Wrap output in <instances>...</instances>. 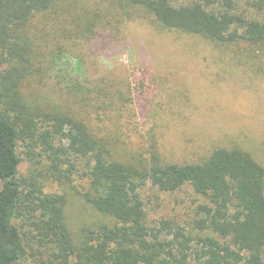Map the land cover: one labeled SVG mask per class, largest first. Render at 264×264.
I'll return each instance as SVG.
<instances>
[{
	"label": "trees",
	"instance_id": "obj_1",
	"mask_svg": "<svg viewBox=\"0 0 264 264\" xmlns=\"http://www.w3.org/2000/svg\"><path fill=\"white\" fill-rule=\"evenodd\" d=\"M72 1L0 0V264H20L37 250L49 258L45 264H264V167L249 153L219 148L200 163L183 165L161 162L156 154L150 165L122 162L82 117L46 110L25 95L30 85L59 75L55 66L67 57L63 48L71 37L109 25L99 14L97 21L85 15L69 23ZM116 1L122 12L143 10L164 29L264 51V22L250 18L236 0ZM52 10L54 29L41 39L56 50L44 67L32 49L39 41L35 22ZM39 148L38 157L48 162L44 182L54 180L61 165L75 171L76 160H88L82 197L100 219L79 241L64 213L67 196L47 194L35 178L17 177L20 152ZM60 174L69 180L72 172ZM149 185L161 193L189 186L203 198L189 232L166 222L158 230L147 226L140 192Z\"/></svg>",
	"mask_w": 264,
	"mask_h": 264
},
{
	"label": "rangeland",
	"instance_id": "obj_2",
	"mask_svg": "<svg viewBox=\"0 0 264 264\" xmlns=\"http://www.w3.org/2000/svg\"><path fill=\"white\" fill-rule=\"evenodd\" d=\"M112 1H72L69 23L85 15L97 21L99 14L109 25L101 28L97 24L89 33L71 37L63 48L67 57L55 66L59 75L30 85L25 95L33 96L46 110L82 117L109 154L122 162L150 165L156 154L167 164L200 163L215 149L238 148L264 167V51L167 30L145 11L124 13ZM236 1L250 18L264 22V0L262 7L248 0ZM44 15L35 22L39 41L32 49L45 67L56 46L50 41L48 47L41 39L54 29V21L49 20H54V10ZM47 18L48 23H43ZM68 29H74V24ZM78 85L82 87L75 90ZM72 88L74 99L69 95ZM55 144L61 145L59 141ZM20 153L17 177L35 178L43 182L47 194L67 196L64 213L79 241L84 230L100 219L82 197L88 160H76L75 171L65 163L54 180L44 182L48 162L38 157L42 150ZM65 171L72 172L69 180L58 178ZM140 195L151 230L166 222L175 231L189 232L198 219V206L204 204L189 186L161 193L149 185ZM16 226L21 230L23 224L17 220ZM48 260L37 250L20 264Z\"/></svg>",
	"mask_w": 264,
	"mask_h": 264
}]
</instances>
